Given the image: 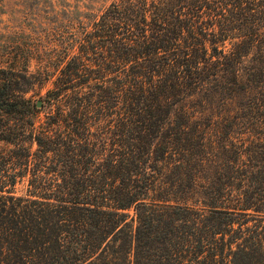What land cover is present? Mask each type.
I'll return each mask as SVG.
<instances>
[{"label": "trees", "instance_id": "trees-1", "mask_svg": "<svg viewBox=\"0 0 264 264\" xmlns=\"http://www.w3.org/2000/svg\"><path fill=\"white\" fill-rule=\"evenodd\" d=\"M57 27L0 54V264H264V0Z\"/></svg>", "mask_w": 264, "mask_h": 264}, {"label": "rangeland", "instance_id": "rangeland-1", "mask_svg": "<svg viewBox=\"0 0 264 264\" xmlns=\"http://www.w3.org/2000/svg\"><path fill=\"white\" fill-rule=\"evenodd\" d=\"M111 0H0V54L34 48L31 69L58 38L57 24L69 18H85L88 12H99ZM51 79L36 82L29 91L40 100ZM4 146L0 142V147Z\"/></svg>", "mask_w": 264, "mask_h": 264}, {"label": "water", "instance_id": "water-1", "mask_svg": "<svg viewBox=\"0 0 264 264\" xmlns=\"http://www.w3.org/2000/svg\"><path fill=\"white\" fill-rule=\"evenodd\" d=\"M41 101L40 100H37V105H40Z\"/></svg>", "mask_w": 264, "mask_h": 264}]
</instances>
